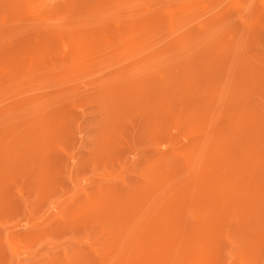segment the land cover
<instances>
[{
    "label": "rangeland",
    "instance_id": "1",
    "mask_svg": "<svg viewBox=\"0 0 264 264\" xmlns=\"http://www.w3.org/2000/svg\"><path fill=\"white\" fill-rule=\"evenodd\" d=\"M0 264H264V0H0Z\"/></svg>",
    "mask_w": 264,
    "mask_h": 264
}]
</instances>
